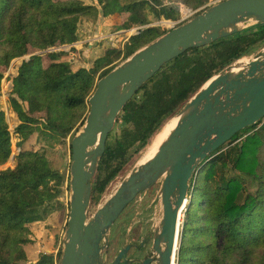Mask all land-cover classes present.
I'll list each match as a JSON object with an SVG mask.
<instances>
[{"label": "trees", "instance_id": "16d2710c", "mask_svg": "<svg viewBox=\"0 0 264 264\" xmlns=\"http://www.w3.org/2000/svg\"><path fill=\"white\" fill-rule=\"evenodd\" d=\"M182 1L198 8L209 0ZM179 14L178 6L163 0H97L93 5L0 0V96L12 62L30 56L10 80L9 110L19 121L13 133L0 104V167L11 159L13 139L21 148L16 168L0 171V264H59L62 255L60 247L57 255L43 253L32 262L26 251L36 242L31 225L45 222L54 212L67 214L63 196L69 189L62 171L44 152L27 149L28 141L38 133L60 143L73 138L85 123L98 80L114 69V63L167 33L151 24L177 20ZM100 17L117 30L138 28L139 34L123 49L107 50L92 68L73 71L58 62L67 52L49 50L74 45L79 41V20ZM263 46L264 25H259L190 49L166 64L122 111L118 120L122 129L110 134L95 177L93 202L100 201L162 125L207 81ZM252 132V145L250 138L238 142ZM180 237L176 264H264V119L239 133L201 167L192 182Z\"/></svg>", "mask_w": 264, "mask_h": 264}, {"label": "water", "instance_id": "95a60500", "mask_svg": "<svg viewBox=\"0 0 264 264\" xmlns=\"http://www.w3.org/2000/svg\"><path fill=\"white\" fill-rule=\"evenodd\" d=\"M259 25H264V0H223L140 48L98 80L85 123L71 142L70 212L59 264H175L181 216L201 167L239 133L264 119V46L215 74L170 117L153 140L173 120L178 122L165 133L154 156L136 164L90 216L108 138L125 106L166 64L190 49ZM154 187L159 190L153 226L140 244L125 243L108 262L118 220L140 194ZM150 243L145 257L128 258L132 247L141 251Z\"/></svg>", "mask_w": 264, "mask_h": 264}, {"label": "rangeland", "instance_id": "374dc122", "mask_svg": "<svg viewBox=\"0 0 264 264\" xmlns=\"http://www.w3.org/2000/svg\"><path fill=\"white\" fill-rule=\"evenodd\" d=\"M62 1H71V2H79L85 5H93L97 4V0H62ZM166 5H175L180 6L185 5L182 0H163ZM223 0H209L205 5L200 6L198 8H194L189 5V9L194 13L192 17L188 18L186 21H181V13L177 20H165L155 22L150 26H158L162 30L169 32L173 28L181 25L184 22L189 21L194 18L196 15L200 14L207 8L214 6ZM138 28H134L131 30H117L114 26L106 24V21L103 17H100L96 21L88 20V19H80L78 22V37L79 41L74 45L67 46L66 48H58L54 49L51 52H59L64 50L67 52V55H63L57 58L58 62H63L69 64L73 71H77L81 68H92L94 65V61L99 57L103 56L104 53L109 49H123L125 44L129 41V39L137 35ZM73 48V49H72ZM28 57V56H27ZM25 59V58H24ZM24 59H16L12 62L11 67L5 74V78L2 82V95L0 96V104L2 108L6 111V117L8 123L10 125V130L13 133L15 128L18 126V116L15 113H12L9 110V95L12 87L11 78L15 77L18 73V68L22 64ZM123 62L122 59L114 63V65H119ZM10 77V78H8ZM8 78V80H7ZM84 125V124H83ZM82 125V126H83ZM79 127V132L82 128ZM123 123L120 122L116 124L115 129L112 133H118L122 129ZM252 133L244 134L239 138L238 142H245L248 138H250L247 142L251 145L253 144V139L251 138ZM76 135V134H75ZM72 137L69 136L64 142L60 143L51 139L48 134L38 133L34 135L26 144L27 149L40 150L44 152L48 159L52 162L53 166L56 169L62 171L66 178L65 189L67 188V184L69 183V189L65 191L63 200L65 205H67V215L69 217L70 212V172H71V164H72V149L71 142ZM153 140V139H152ZM151 140V141H152ZM150 141V142H151ZM13 154L14 159L9 160V162L0 167L1 173L12 170L17 165L15 158L20 153L21 148L16 145V140L13 139ZM148 145L140 154L135 156L130 163L125 167L123 172L109 185L104 195L100 199L98 203L93 202L90 208V216H93L96 211L105 203V201L118 189L119 185L123 181V179L127 176V174L133 169V167L137 164L139 165V161L147 154L150 146ZM14 166V167H12ZM12 167V168H11ZM159 188L154 187L148 190L146 193L140 194L135 201L126 209L124 214L120 217L117 222V225L112 234V241L110 252L108 255V262H111L118 251L121 249L122 245L127 242H133L139 237L143 236L147 233L154 223L155 218V210L158 204V192ZM62 215L61 212L52 213L49 218L43 222L38 224L31 225V230L33 231V235L36 239V242L32 245L27 246V251L29 253V257H33L34 259L40 258L43 253H53L55 255L58 254L60 247H62V235L67 228V222L65 224L66 216ZM185 218V212L181 217V226H183ZM66 225V226H64ZM132 226L133 230L129 229ZM180 226V233L182 227ZM132 231V232H131ZM179 251V244H178ZM178 254V253H177ZM177 260V256H176ZM37 261V260H36ZM176 262V261H175ZM176 264V263H175Z\"/></svg>", "mask_w": 264, "mask_h": 264}, {"label": "bare ground", "instance_id": "6f19581e", "mask_svg": "<svg viewBox=\"0 0 264 264\" xmlns=\"http://www.w3.org/2000/svg\"><path fill=\"white\" fill-rule=\"evenodd\" d=\"M178 120H173L168 126L167 128L161 133L159 134L152 142V145L150 146L147 154L141 159V161H139V165H142L143 163L147 162L151 157L154 156V154L156 153V151L158 150L159 145L161 144L164 136L170 132L177 124ZM166 133V134H165ZM138 164V163H137ZM182 227V226H181ZM181 239V237H180ZM176 263V262H175Z\"/></svg>", "mask_w": 264, "mask_h": 264}, {"label": "flooded vegetation", "instance_id": "af4514ba", "mask_svg": "<svg viewBox=\"0 0 264 264\" xmlns=\"http://www.w3.org/2000/svg\"><path fill=\"white\" fill-rule=\"evenodd\" d=\"M131 230H133V228L131 229ZM132 232V231H131ZM144 235H146V233L144 234ZM143 235V236H144ZM143 236H141V237H139L138 239H136V240H134L133 242H132V245H135V244H140L141 243V238L143 237ZM125 245V244H124ZM124 245H122V247H121V249L124 247ZM151 248V243L150 244H148L147 246H145L143 249H141V251H137L134 247H132V249H131V251L129 252V254H128V258L129 259H140L141 257H145L146 255H147V252L149 251V249ZM120 249V250H121ZM119 250V251H120ZM119 251H118V253H119ZM118 253H117V255H118ZM116 255V256H117ZM116 256H115V258H116ZM114 258V259H115ZM113 259V260H114Z\"/></svg>", "mask_w": 264, "mask_h": 264}, {"label": "built area", "instance_id": "2783aa9c", "mask_svg": "<svg viewBox=\"0 0 264 264\" xmlns=\"http://www.w3.org/2000/svg\"><path fill=\"white\" fill-rule=\"evenodd\" d=\"M179 11L181 13V19H182L181 21H186L188 18L192 17V15L194 14L192 10H190L186 5H182V4L179 6ZM186 211H187V205L185 206L182 215Z\"/></svg>", "mask_w": 264, "mask_h": 264}, {"label": "crops", "instance_id": "0c3cea01", "mask_svg": "<svg viewBox=\"0 0 264 264\" xmlns=\"http://www.w3.org/2000/svg\"><path fill=\"white\" fill-rule=\"evenodd\" d=\"M67 221H68V220H67ZM67 221H66V222H67ZM66 222H65V224H66ZM39 223H43V222H39ZM36 224H38V223H36ZM64 226H66V225H64ZM62 236H63V235H62ZM26 251H27V248H26ZM27 253H28V251H27ZM28 257H29V253H28ZM29 259H30V261H32V262H36V260H38V258L34 259L33 257H31V255H30Z\"/></svg>", "mask_w": 264, "mask_h": 264}]
</instances>
